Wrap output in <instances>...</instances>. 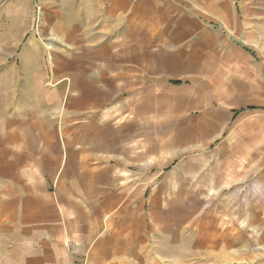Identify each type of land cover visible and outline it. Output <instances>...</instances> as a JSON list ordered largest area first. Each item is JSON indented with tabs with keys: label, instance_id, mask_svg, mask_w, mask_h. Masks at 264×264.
Here are the masks:
<instances>
[{
	"label": "crops",
	"instance_id": "0c3cea01",
	"mask_svg": "<svg viewBox=\"0 0 264 264\" xmlns=\"http://www.w3.org/2000/svg\"><path fill=\"white\" fill-rule=\"evenodd\" d=\"M254 44L264 0H0V264L249 262L245 108L207 56Z\"/></svg>",
	"mask_w": 264,
	"mask_h": 264
},
{
	"label": "rangeland",
	"instance_id": "374dc122",
	"mask_svg": "<svg viewBox=\"0 0 264 264\" xmlns=\"http://www.w3.org/2000/svg\"><path fill=\"white\" fill-rule=\"evenodd\" d=\"M255 34L261 35L259 32ZM240 43L244 44L242 41ZM246 47L250 49L249 54L239 48V51H234L229 56L223 55L221 63L217 55L207 56V60L220 65L221 85L224 87L227 84L232 91L228 96L237 101L224 104L223 108L238 110L245 108L237 117L230 118L220 140H226L231 151L236 148L237 154L242 158L244 156L246 162L254 166L253 176L232 185L224 195V201L234 215L243 212L255 217L257 212L260 213L261 223L264 225V110L247 109L250 106H264V57L261 55V47L257 44ZM220 140L215 141L214 144H218ZM178 203L180 201H175V205ZM191 203L193 204L189 207L190 225L195 229L204 208L199 206L198 201ZM211 209L216 212L214 208ZM225 221V219L220 220V223ZM240 223L244 224L242 221ZM248 228V232L255 239L260 237L261 240H256L253 257L245 264H264V230L259 231L256 223L252 228ZM192 259L193 262L191 261L190 264H198L194 258Z\"/></svg>",
	"mask_w": 264,
	"mask_h": 264
},
{
	"label": "built area",
	"instance_id": "2783aa9c",
	"mask_svg": "<svg viewBox=\"0 0 264 264\" xmlns=\"http://www.w3.org/2000/svg\"><path fill=\"white\" fill-rule=\"evenodd\" d=\"M70 264H85L81 259L79 258H73L70 262Z\"/></svg>",
	"mask_w": 264,
	"mask_h": 264
}]
</instances>
